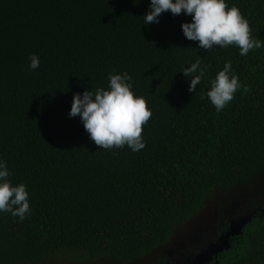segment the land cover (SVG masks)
Listing matches in <instances>:
<instances>
[{"label":"trees","instance_id":"obj_1","mask_svg":"<svg viewBox=\"0 0 264 264\" xmlns=\"http://www.w3.org/2000/svg\"><path fill=\"white\" fill-rule=\"evenodd\" d=\"M150 3L0 0V159L31 209L23 221L0 213V264H134L205 202L236 193L247 220L206 264H264V47L201 50L183 12L145 25ZM226 4L264 40V0ZM197 59L209 69L192 93L182 70ZM227 60L242 87L217 112L206 93ZM125 71L152 111L135 152L102 149L68 115L75 94Z\"/></svg>","mask_w":264,"mask_h":264},{"label":"clouds","instance_id":"obj_2","mask_svg":"<svg viewBox=\"0 0 264 264\" xmlns=\"http://www.w3.org/2000/svg\"><path fill=\"white\" fill-rule=\"evenodd\" d=\"M168 10L173 15L183 12L191 16V22L182 24V31L188 40L199 42L201 50L235 46L240 56H246L250 50L264 47V40L251 36L248 19L235 5L229 7L226 0H151L150 10L143 17L144 24L159 23L160 15ZM29 60V70L39 68L40 58L36 54ZM208 69V65H202L201 59H197L182 70L189 80V92L197 91ZM131 81L126 71L109 73L107 89L85 90L73 97L69 117L79 116L89 138L102 149L127 145L135 152L145 147L143 125L151 118L152 111L145 97L133 91ZM241 87L231 60H227L210 81L206 95L220 112ZM10 176L7 163L0 159V213H9L23 221L31 215L29 192L25 184H14Z\"/></svg>","mask_w":264,"mask_h":264},{"label":"rangeland","instance_id":"obj_3","mask_svg":"<svg viewBox=\"0 0 264 264\" xmlns=\"http://www.w3.org/2000/svg\"><path fill=\"white\" fill-rule=\"evenodd\" d=\"M222 198L221 203L215 197L205 202L196 215L175 229L166 245L134 264H160L157 263L158 257L166 261L163 264H206L217 250L225 246L227 241L224 239L230 230L245 218L246 211L242 207L246 204L245 196L236 193ZM48 264L75 263L56 257Z\"/></svg>","mask_w":264,"mask_h":264},{"label":"water","instance_id":"obj_4","mask_svg":"<svg viewBox=\"0 0 264 264\" xmlns=\"http://www.w3.org/2000/svg\"><path fill=\"white\" fill-rule=\"evenodd\" d=\"M247 219H243L239 224H237L236 226H234L230 232L226 235V238L224 239V241H227V242H224L225 243V246L220 248L219 250H217V252H215V254H217L218 252H220L223 248H225L227 245H228V239H229V236L230 235H234L236 233H238V231L240 230V226L246 221ZM227 243V244H226ZM213 254V255H215ZM212 255V257H213ZM212 257L210 258V260H212ZM209 260V261H210Z\"/></svg>","mask_w":264,"mask_h":264}]
</instances>
